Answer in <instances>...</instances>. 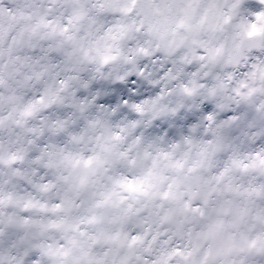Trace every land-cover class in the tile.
Here are the masks:
<instances>
[{
    "label": "clouds",
    "instance_id": "clouds-1",
    "mask_svg": "<svg viewBox=\"0 0 264 264\" xmlns=\"http://www.w3.org/2000/svg\"><path fill=\"white\" fill-rule=\"evenodd\" d=\"M0 264H264V0H0Z\"/></svg>",
    "mask_w": 264,
    "mask_h": 264
}]
</instances>
